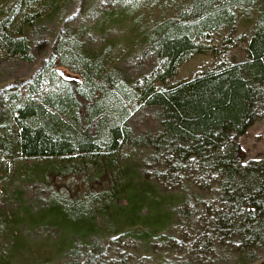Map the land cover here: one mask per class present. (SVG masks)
Returning a JSON list of instances; mask_svg holds the SVG:
<instances>
[{"label":"trees","instance_id":"1","mask_svg":"<svg viewBox=\"0 0 264 264\" xmlns=\"http://www.w3.org/2000/svg\"><path fill=\"white\" fill-rule=\"evenodd\" d=\"M63 1L0 0V57L31 62L34 53L49 50L41 68L5 88L0 99V180L12 175L19 185H33L79 159L112 173V183L87 198L51 189L34 209L16 188L11 217L57 231L59 247L73 252L67 264H139L112 255L101 227L110 224L114 232L147 244L175 223L191 228L193 242L230 246L264 264L257 257L264 244V160L243 159L237 142L255 121H264L261 18L249 30L243 60L223 61L163 88L158 84L192 56L214 54L210 41L231 12L222 6L227 0H189L174 15L137 29L142 52L155 63L127 86L113 79V67L101 52L92 53L79 30L51 35L46 29ZM147 1L114 0L106 12L134 21ZM56 65L78 80L63 78ZM128 102L157 109L152 131L133 135L125 122ZM123 147L145 149L151 171L118 163ZM17 161L23 162L22 172L10 170ZM57 161L63 163L50 168ZM138 222L144 227L135 228Z\"/></svg>","mask_w":264,"mask_h":264},{"label":"rangeland","instance_id":"2","mask_svg":"<svg viewBox=\"0 0 264 264\" xmlns=\"http://www.w3.org/2000/svg\"><path fill=\"white\" fill-rule=\"evenodd\" d=\"M112 1L114 0H64L54 21L46 29L54 31L51 35L57 34L61 29L79 30L92 53L101 52L108 68L113 67V79L117 78L127 85L155 63L150 54L142 52L137 29L150 25V22L165 15H174L189 0L147 1L146 8L141 10L144 12L134 21L130 16L122 19L120 16L107 14L106 11L112 8ZM227 1L222 6L231 8V12H228L229 18H226L210 41L216 47L214 54L192 56L164 84H158L160 87L165 88L192 78L223 61L237 62L245 58L244 43L251 26L260 18L264 23V0ZM48 54L47 49L36 52L31 62L0 57V99H3L5 88L29 80L41 68ZM56 68L63 78L78 80V76L68 69L59 65ZM127 108L125 122L133 135L152 131L156 127V108L133 102H128ZM237 142L243 159L264 160V121H255ZM132 149L123 147L118 154V163L138 172L143 168L151 171V163L144 162L147 155L145 149ZM21 162L11 163L10 170L16 168V171L22 172ZM62 163L54 162L50 168L57 169ZM65 165L67 166L58 168L57 172L48 173L43 182L33 185H19L12 175L0 180L3 182L0 191L6 190L5 193H0V264H67L72 258L73 252L70 249L59 247L58 232L53 231L51 226L43 227L38 223L29 225L22 217H11L17 205V198L14 196L16 188L20 191L23 203L34 209L51 189L71 198H87V195L97 196L111 186L113 175L110 172L97 171L93 165L83 164L79 159H73ZM134 173L135 180L139 181L140 175ZM4 224H10V229L14 231L9 232ZM144 225L138 222L134 226L143 228ZM115 230L117 228L105 224L99 233L109 252L114 256L131 257L139 264H255L257 260H251L246 252L239 254L230 246L217 245L208 248L202 246L200 241L193 242V233L187 224L175 223L174 227L160 230L149 237L147 244L126 235L123 230V234L118 231L116 233ZM257 257H264V244Z\"/></svg>","mask_w":264,"mask_h":264}]
</instances>
